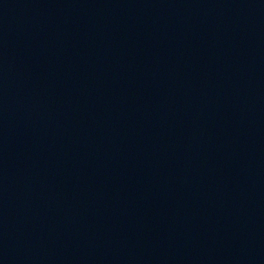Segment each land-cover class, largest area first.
Here are the masks:
<instances>
[{
  "label": "water",
  "instance_id": "water-1",
  "mask_svg": "<svg viewBox=\"0 0 264 264\" xmlns=\"http://www.w3.org/2000/svg\"><path fill=\"white\" fill-rule=\"evenodd\" d=\"M150 0H0V264H156Z\"/></svg>",
  "mask_w": 264,
  "mask_h": 264
}]
</instances>
